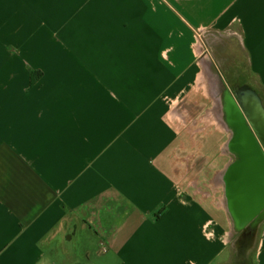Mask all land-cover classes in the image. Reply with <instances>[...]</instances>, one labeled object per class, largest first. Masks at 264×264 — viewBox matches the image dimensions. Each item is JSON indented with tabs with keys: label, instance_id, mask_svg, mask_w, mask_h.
Here are the masks:
<instances>
[{
	"label": "crops",
	"instance_id": "obj_1",
	"mask_svg": "<svg viewBox=\"0 0 264 264\" xmlns=\"http://www.w3.org/2000/svg\"><path fill=\"white\" fill-rule=\"evenodd\" d=\"M236 42L264 85V0H0V264H226L190 175L228 157L203 57Z\"/></svg>",
	"mask_w": 264,
	"mask_h": 264
},
{
	"label": "water",
	"instance_id": "obj_2",
	"mask_svg": "<svg viewBox=\"0 0 264 264\" xmlns=\"http://www.w3.org/2000/svg\"><path fill=\"white\" fill-rule=\"evenodd\" d=\"M212 48L203 59L217 94L213 105L227 132L222 149L228 160L212 177L222 190L229 223L226 264H257L264 235V85L252 71L242 43Z\"/></svg>",
	"mask_w": 264,
	"mask_h": 264
},
{
	"label": "rangeland",
	"instance_id": "obj_3",
	"mask_svg": "<svg viewBox=\"0 0 264 264\" xmlns=\"http://www.w3.org/2000/svg\"><path fill=\"white\" fill-rule=\"evenodd\" d=\"M186 109L190 110V111H195V110H198V105H195V104H186ZM192 154L196 153V151H191ZM200 160V163L204 162V157L201 158V155L200 156H196V157H193V161L192 163L195 164L196 161ZM226 161V156H224L223 158H221L220 161H217V167L220 168L221 166L224 165V162ZM214 164H216L214 162ZM216 166L213 165V169L211 172H207L206 175L203 174V176H199L197 177V179H195V172L197 173V171H199L198 169V166L196 164V167L194 168V171L193 173L190 175V181H191V185H193L196 189V190H199V191H202V190H207L208 188L209 189H217V187H214L215 185L213 183H210L209 182V179L212 177V175H214V173L217 171L216 169H214ZM201 177H202V180H201ZM206 178V180H205ZM205 182V184L203 183ZM220 190V189H219ZM57 264V263H56ZM59 264V262H58ZM67 264H73V263H67Z\"/></svg>",
	"mask_w": 264,
	"mask_h": 264
},
{
	"label": "trees",
	"instance_id": "obj_4",
	"mask_svg": "<svg viewBox=\"0 0 264 264\" xmlns=\"http://www.w3.org/2000/svg\"><path fill=\"white\" fill-rule=\"evenodd\" d=\"M164 208L160 209L159 212L156 214L157 217H159L160 214L164 212ZM75 264H83V263H75Z\"/></svg>",
	"mask_w": 264,
	"mask_h": 264
},
{
	"label": "flooded vegetation",
	"instance_id": "obj_5",
	"mask_svg": "<svg viewBox=\"0 0 264 264\" xmlns=\"http://www.w3.org/2000/svg\"><path fill=\"white\" fill-rule=\"evenodd\" d=\"M212 49H213V48H212ZM227 160H228V157L226 158V161H227ZM226 161H225V162H226ZM225 162H224V163H225ZM221 191H222V190H221Z\"/></svg>",
	"mask_w": 264,
	"mask_h": 264
}]
</instances>
